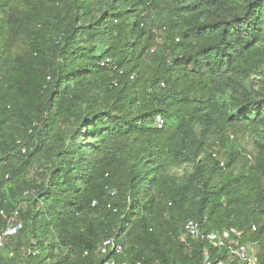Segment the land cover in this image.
I'll use <instances>...</instances> for the list:
<instances>
[{"label":"trees","instance_id":"trees-1","mask_svg":"<svg viewBox=\"0 0 264 264\" xmlns=\"http://www.w3.org/2000/svg\"><path fill=\"white\" fill-rule=\"evenodd\" d=\"M14 210L0 264H242L187 220L264 264V0H0Z\"/></svg>","mask_w":264,"mask_h":264},{"label":"built area","instance_id":"built-area-1","mask_svg":"<svg viewBox=\"0 0 264 264\" xmlns=\"http://www.w3.org/2000/svg\"><path fill=\"white\" fill-rule=\"evenodd\" d=\"M107 63V62H106ZM102 66H109L102 63ZM111 66V65H110ZM113 68V67H112ZM163 121L160 118L156 119V125L162 126ZM217 158L216 154L212 155ZM221 165L222 162H221ZM0 217L4 221V226L0 231V249L3 248L7 241L16 236L21 230L22 224L18 218V211L14 210L11 214L7 215L0 211ZM253 230H255L253 228ZM184 231L188 237L199 242H205L214 248H223L232 260H236L242 264H256L255 255L248 245H241L238 243L241 233L235 230H226L222 232H203L193 220H187L184 224ZM109 252H114L119 255L122 253L120 246H117L111 239L104 240L98 247L97 253L100 256H106ZM102 264H129L125 262H118L113 259H107ZM140 264V263H136ZM202 264H228L223 260H211L208 252L204 251V258Z\"/></svg>","mask_w":264,"mask_h":264},{"label":"rangeland","instance_id":"rangeland-1","mask_svg":"<svg viewBox=\"0 0 264 264\" xmlns=\"http://www.w3.org/2000/svg\"><path fill=\"white\" fill-rule=\"evenodd\" d=\"M210 141H211V140H210ZM241 144H242L243 146H245V147L247 148V150H250V143H249V141L243 139V141H241ZM252 251H253V253H254V250H253V249H252Z\"/></svg>","mask_w":264,"mask_h":264}]
</instances>
